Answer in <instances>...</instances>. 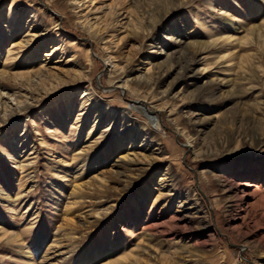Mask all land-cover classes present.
<instances>
[{
  "label": "rangeland",
  "instance_id": "1",
  "mask_svg": "<svg viewBox=\"0 0 264 264\" xmlns=\"http://www.w3.org/2000/svg\"><path fill=\"white\" fill-rule=\"evenodd\" d=\"M263 251L264 0H0V264Z\"/></svg>",
  "mask_w": 264,
  "mask_h": 264
},
{
  "label": "bare ground",
  "instance_id": "2",
  "mask_svg": "<svg viewBox=\"0 0 264 264\" xmlns=\"http://www.w3.org/2000/svg\"><path fill=\"white\" fill-rule=\"evenodd\" d=\"M254 29H256V28H254V27H251V30H250V32L252 33L253 31H255ZM260 31H257V34L259 33ZM105 61H107V62H109L108 61V59H105ZM228 61H230V59L228 60ZM110 64H111V62H110ZM231 64L229 63V64H227L226 66H230ZM149 70H150V67L148 68ZM188 69V68H187ZM149 72V71H148ZM229 78V77H228ZM223 79V78H222ZM121 80V79H120ZM149 80H150V78L147 76V75H137V76H135V77H133L132 79H131V81H128V80H125V81H123V84L121 85V87L123 88L124 86H128V84L130 85V84H132V85H135L134 87H136V88H138L139 86H149ZM119 81V80H118ZM122 81V80H121ZM151 81V80H150ZM227 81H229V80H227V79H225V81L224 82H227ZM232 81V80H231ZM229 83V82H228ZM120 87V86H119ZM120 87V88H121ZM152 88V87H151ZM129 89V88H128ZM133 91V90H132ZM202 93V92H201ZM206 93V92H205ZM200 94V93H199ZM69 95V94H68ZM84 96H86V95H84ZM157 96V95H156ZM67 99H70V96L69 97H67ZM135 103H140V101L139 100H137V101H135ZM134 106V105H133ZM159 107V106H158ZM132 108V107H131ZM155 108H157V107H155ZM133 109H137V110H139L140 111V113H142V115H143V117H145V119L146 120H148L149 121V123H159V121H158V119L157 118H155V117H153V116H151V114H146V110L147 109H145L144 107H139L138 105H136L135 107H133ZM145 109V110H144ZM163 109H164V107H163ZM149 110V109H148ZM158 110H161V109H155V111H158ZM155 111H154V113H155ZM149 112H153V111H150L149 110ZM172 114V113H171ZM157 115V114H156ZM192 140L190 139V140H187V143L190 145V146H192ZM190 209H191V207H189ZM188 207H187V210L189 209ZM241 213V212H240ZM245 215V214H244ZM244 215H241L240 217L241 218H243L244 219ZM235 226H236V224H234ZM233 226V225H232ZM234 229V228H233ZM15 238V237H14ZM244 243V242H243ZM245 244H247V243H245ZM264 253V251L261 253V254H256L255 256H254V258L256 259V262L258 263V261L261 259V258H263V263H261V264H264V257H262V254ZM255 261V260H254ZM109 263V262H108ZM114 263V262H113Z\"/></svg>",
  "mask_w": 264,
  "mask_h": 264
}]
</instances>
